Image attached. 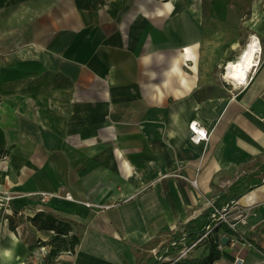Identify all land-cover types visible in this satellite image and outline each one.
<instances>
[{
	"label": "crops",
	"instance_id": "0c3cea01",
	"mask_svg": "<svg viewBox=\"0 0 264 264\" xmlns=\"http://www.w3.org/2000/svg\"><path fill=\"white\" fill-rule=\"evenodd\" d=\"M169 2L0 0V264H47L60 224L80 242L52 264L158 258L264 178V0ZM251 40L235 84L227 64ZM263 186L226 217L247 210L244 235H210L213 264H264ZM208 255L205 241L178 261Z\"/></svg>",
	"mask_w": 264,
	"mask_h": 264
},
{
	"label": "trees",
	"instance_id": "16d2710c",
	"mask_svg": "<svg viewBox=\"0 0 264 264\" xmlns=\"http://www.w3.org/2000/svg\"><path fill=\"white\" fill-rule=\"evenodd\" d=\"M261 171L264 172V164L263 166H261ZM253 177V176H250ZM248 180H251L248 179ZM264 183V178H261L260 180H257L255 183H252L251 186H248L247 188H245L243 191L241 192H237L235 193L233 196L229 197V200H231L232 202H237L241 196L247 194L248 192L252 191L253 189L261 186ZM234 185L232 187L235 188ZM215 208L218 210L223 209V207L221 206V203H219L218 201L215 203ZM215 208H211L210 210V215L211 217L208 220V223L206 224V221L203 224H198V220L192 221L189 223L188 229L186 228L185 234H186V244L188 246L192 245L193 243H195L205 232H206V227L208 225H211L212 223H214V220L212 218V214L215 212ZM223 223L219 224L220 226ZM218 225V226H219ZM216 227V229H218L219 227ZM53 230H55V236L53 237L50 245H51V251L49 252L47 258H46V263L47 264H52L54 262V260L62 253L64 252H73L75 250V248L77 247V245L80 242V238L78 236H73V237H69L68 236V230L66 229V225H57L55 226H51ZM214 230V231H215ZM227 231L228 232H233L231 228L227 227ZM234 234V232H233ZM181 239V237H177V241H179ZM218 239H216L215 237H209V239L206 240V244H207V250L209 252V255L207 257H205L204 259L201 260H182V261H177L174 264H213V262H215L217 259H219L221 257V252L218 249ZM182 247L181 246H177V247H172L170 246L168 248V250L165 252H163V254H161L159 257H163V256H170V255H175V253L180 250ZM158 257V258H159ZM157 257L155 258H151L148 259L146 261H140L139 264H161V261H159Z\"/></svg>",
	"mask_w": 264,
	"mask_h": 264
},
{
	"label": "built area",
	"instance_id": "2783aa9c",
	"mask_svg": "<svg viewBox=\"0 0 264 264\" xmlns=\"http://www.w3.org/2000/svg\"><path fill=\"white\" fill-rule=\"evenodd\" d=\"M195 124L196 123H193L190 126L192 129L191 141L194 144H199V143H202L203 141H207L209 139L208 132L205 131L204 129L198 127L197 124L196 125ZM192 185L194 187H197V180H193ZM49 196H55V195L44 194V198H48ZM65 198L68 200H74L73 196L69 193H67L65 195ZM12 199H13V197L0 193V203L8 204L12 201ZM236 205H237V202H232L231 204H229L228 206L224 207L221 210H218L215 208V206H213V208H215V212L212 214L214 224L208 225L206 227V232L193 245L186 247L183 250L182 255L188 253L190 250L194 249L197 245H199V244L205 242L207 239H209L210 235L214 232L215 228L219 224H221L222 222H227L233 232L240 234V235H244V233L241 232V229L248 222L247 210L239 207L241 211L239 212V214L237 216L233 217L232 221L229 222L226 219V217L231 214L233 207H235ZM185 241H186V237H182L179 241L172 243L171 246L177 247L179 243L185 242ZM182 255H180L178 258L174 259L173 263L177 262L181 258ZM158 259H159V261L162 262L164 257H159ZM237 264H242V260L238 259Z\"/></svg>",
	"mask_w": 264,
	"mask_h": 264
},
{
	"label": "bare ground",
	"instance_id": "6f19581e",
	"mask_svg": "<svg viewBox=\"0 0 264 264\" xmlns=\"http://www.w3.org/2000/svg\"><path fill=\"white\" fill-rule=\"evenodd\" d=\"M176 0H172V2H169L167 4H164V7L168 10H172L174 7L173 2ZM196 3V0H193V8ZM257 51V43L254 42V40H251L249 42L248 47H245L241 54L239 55L238 59L236 61H231L227 64L226 68V74L225 77L229 81L235 83V84H242L246 81V78L248 76V73L253 66V59L255 56V53ZM264 189V186L263 188ZM255 196V193H249L245 195L241 199V203L243 204H249L253 201Z\"/></svg>",
	"mask_w": 264,
	"mask_h": 264
},
{
	"label": "water",
	"instance_id": "95a60500",
	"mask_svg": "<svg viewBox=\"0 0 264 264\" xmlns=\"http://www.w3.org/2000/svg\"><path fill=\"white\" fill-rule=\"evenodd\" d=\"M226 240H227V239H222V243H226Z\"/></svg>",
	"mask_w": 264,
	"mask_h": 264
},
{
	"label": "rangeland",
	"instance_id": "374dc122",
	"mask_svg": "<svg viewBox=\"0 0 264 264\" xmlns=\"http://www.w3.org/2000/svg\"><path fill=\"white\" fill-rule=\"evenodd\" d=\"M6 160V159H5ZM203 247V246H200V248Z\"/></svg>",
	"mask_w": 264,
	"mask_h": 264
}]
</instances>
